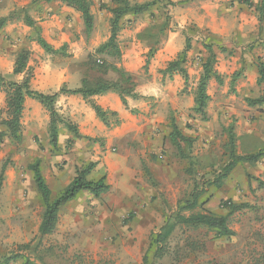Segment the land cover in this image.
<instances>
[{"label": "rangeland", "instance_id": "rangeland-1", "mask_svg": "<svg viewBox=\"0 0 264 264\" xmlns=\"http://www.w3.org/2000/svg\"><path fill=\"white\" fill-rule=\"evenodd\" d=\"M88 1L91 3L93 16L91 33L86 34L78 13L77 19L68 16L69 24L71 23V28L68 29L70 43L62 46L60 53L49 54L38 46L44 54L61 55L70 68L78 67L79 62L70 59L77 54H83L84 57L93 55L96 59H102L95 54V50L100 45L98 44L100 39L106 37L101 19L106 14L108 3L103 0ZM132 1L137 3L156 1L155 4L161 7L157 2L159 0ZM169 1L172 5H168L167 11L171 21L174 18L172 8L184 2ZM250 1H255L254 4L259 2ZM103 10L105 13L101 12ZM24 15H26L24 9H16L10 12L8 18L17 16L23 21ZM106 22L109 25V16ZM174 23L171 22L172 27ZM176 30L182 32L184 40L186 36L191 38L193 55L200 59L195 64L191 61V56L188 54L186 56L188 81L185 84L180 76V91L176 95L180 108L173 111L170 104L163 105L158 96H143L142 108L127 106L128 113L138 120L133 122L134 126L143 125L146 120H162V125L156 133L159 137L157 141L154 137L147 138L143 129L138 132L132 131L111 144H107L106 136L85 138L82 147L84 153L101 154L98 155V159H83L79 164L86 166L95 163L96 166L88 179L97 180L105 175L109 190L97 198L87 192H80L60 209L55 230L51 235L41 237L38 232L44 206L36 191L29 166L39 159L44 180L51 188L52 198L61 193L68 177L75 174L80 167L79 164L73 165L66 160V154L63 155L78 153L75 149H80L75 146L74 140L63 138L65 131L69 132L65 124L71 122L59 113L55 105L64 123L57 124L58 139L54 147L49 143L48 111L42 105L37 108L30 107L25 112L22 111L20 139L13 140L5 126V121L9 119L6 107L7 92L0 91V165L5 161L8 163L0 194V264H21L20 257H26L35 264H141L152 239L160 233L168 218L176 215L177 205L186 200L196 183L200 180L213 181L227 162V129H232L236 146L238 114L240 118L244 117L245 110L242 109L240 101L242 96L238 92L244 68H238L233 73L239 74L235 82H231L232 73L224 76L221 84L216 81L219 86H224L223 93L219 91L217 93L209 87L210 93L216 98L215 102H222L225 109L216 110L215 105L210 107L209 98L206 116L202 118L199 113L192 110L198 82L194 77L196 79L198 69L199 75L201 74L202 63L209 54L203 48L206 52L199 56L203 51L201 47L203 43L199 44L196 25L190 24ZM184 30L187 31L186 34L183 33ZM188 30L193 31V34ZM33 35L31 32L26 37L30 38ZM147 44L153 45L151 40H148ZM248 48L251 50V47ZM215 51H218L217 48ZM231 54L232 52L224 50L225 57ZM145 56L148 57V53L142 54L146 62ZM150 58L147 66H143L144 64L141 66L138 77L158 86L160 82L158 78L154 80L153 75L160 73L152 66ZM188 63L190 65L187 67ZM216 64L217 62L213 63V69ZM191 69L195 74H190ZM90 75L95 76L94 73ZM134 81L136 86L140 84L136 79ZM261 88L262 86L258 85L259 93L256 94L259 95L258 98L262 96ZM155 90L156 87L151 92L155 93ZM262 104L259 105L261 108L258 112L264 116V102ZM213 118L216 120L211 127L210 120ZM249 118L250 121L256 119L254 116ZM98 121L106 132L112 131L120 124H115L113 118H109V126H105L99 119ZM172 123H175L180 133L189 139V146L182 141L176 144L170 140ZM123 153H132V157H128L126 161L128 173L113 171L109 166L116 156H124ZM56 173L64 179L63 182L57 179L59 183L57 187L56 181L52 180L56 178ZM243 175L249 178L247 186L243 182ZM253 180V177L244 174L240 168L235 169L220 186L205 184L204 194L200 200L205 202L193 211L183 212L184 216L212 212L223 216L228 214V210L220 208L221 202L231 200L236 204L245 203L248 207L228 216L233 236L215 239L214 234L206 228L176 224L171 234L169 249L174 252L178 247L179 253L177 255L173 253L156 264H254L264 250V216L260 215L254 206L257 188L262 186ZM172 223L174 222L170 221V224ZM187 242L195 243L199 251L196 254H181L185 252L183 250ZM12 255L18 258L6 263L5 259ZM150 255L149 253L148 256Z\"/></svg>", "mask_w": 264, "mask_h": 264}, {"label": "crops", "instance_id": "crops-1", "mask_svg": "<svg viewBox=\"0 0 264 264\" xmlns=\"http://www.w3.org/2000/svg\"><path fill=\"white\" fill-rule=\"evenodd\" d=\"M103 1L108 3L107 7L109 8V4H111L110 0ZM129 1L133 2L132 0ZM16 9H24V13L31 18L34 25L40 31L41 37L54 50L60 49L65 44L69 45L68 29L71 28V23L69 24L68 16L72 17V19H77L79 18L78 12L60 1L0 0V19L8 17L10 12ZM101 12L105 13L104 10ZM163 12V9L154 5L140 17L134 18L132 15H125L122 18L120 21V31L117 36L118 47L121 51V58L120 62L117 63V67L133 75L136 82L140 83L135 89L136 93L144 97L158 96V100L163 105L170 104L171 109L174 111L180 108L178 98L176 97L180 91L181 84V78L178 74L172 75L171 78L168 75L165 77L162 74L153 75L154 80L158 78L160 82L158 86L149 80L138 77L141 66L145 65L142 54L149 52L148 38L145 36V31L150 29V25L156 24L158 30L163 26ZM171 13L173 14L174 21L168 22V28L164 32V36L160 35L158 38L159 42L155 55L150 58L154 68L164 70L168 63L173 61L178 53L184 49V37L181 36L182 32L176 30V28H184L190 24L196 25V33L199 34L198 38H200L199 44L202 45L203 43L201 46L203 51L199 56L206 52L203 49L204 45L210 44L216 56L217 64L215 65V71L222 79L230 73L233 74L238 68H244L243 76L239 80L238 92L242 96L240 99L241 107L245 111L242 118L238 114L239 118L238 122H236V126H238L235 132L236 154L238 156H247L262 151L263 155L256 162H242L235 169L240 168L244 174L246 173L253 177V181L262 186L257 188L258 194L256 193L257 198H254V206L257 207L259 214L264 216V116L258 112L261 108L259 105L263 104L255 101L256 97L258 98L259 96L256 95L259 93V89H257V79L259 76L256 61L258 57L264 60V50L262 49V44L264 43V25L262 28L259 27L254 7L239 4L235 0H194L188 3H179L172 8ZM152 14L154 17L151 16ZM107 16L109 18L111 16L108 11H106V14L101 19L104 24L103 28L106 31V37L100 39L98 44L104 43L109 37V25L106 22ZM171 22H175L174 27H172ZM31 32H34L33 28L27 26L17 16L7 19L4 26L0 28V74L7 76L12 73L18 50L25 47L30 51L27 69L30 68L31 78L29 84L33 91L44 95H51L63 86L72 90L80 88L84 72L78 67L70 68L61 55L44 54L33 39L29 40L26 37ZM189 32L193 34V31ZM183 33L186 34L187 31L184 30ZM205 40L207 42H204ZM248 47H251V50ZM215 48L218 51H215ZM220 48L225 49L227 52H232V54L225 57L224 52L220 51ZM189 52L188 55L191 56L192 62L194 61L196 64L197 61H200L199 58L193 55V50ZM84 58L83 54L70 57L75 62L84 60ZM146 59L147 57L145 56ZM188 65L190 64L188 63L186 66L188 67ZM199 71V69L196 71L197 77L196 79L194 77V80H198ZM190 74H195L193 69L190 70ZM23 77L24 74H19L13 76L12 79L15 82H20ZM155 87V93H152L151 91ZM209 87L217 93L218 91L223 93L224 86H219L215 79H211L208 82L206 91L210 98V107L215 105L216 110L223 111L225 109L223 108V103L215 102L216 98L213 97V93H210ZM260 90V95H262L263 88ZM251 99L255 100L252 101ZM189 103V106H191V102ZM91 104H95L104 111L114 112L118 117L119 126L112 131L106 132V129L96 118ZM39 105L40 103L36 100L26 97L24 99L23 112L30 107L37 108ZM127 106L129 108H142L143 101L141 99L132 100L127 98ZM56 107L61 115L67 117L74 124L80 135V137H74L72 133L66 131L63 134V138L74 140L76 142L75 146L80 148L75 149L78 153H63V155L66 154V160L72 162L73 165L78 166L79 161L83 159H98V155L101 154L84 153L85 151L82 150V147L85 138L106 136L107 144H111L113 141H119L126 137L132 131L136 130L138 132L143 129L147 138L154 137L156 141L159 139L156 133H158V129L162 125V120H146L143 125L134 126L133 122H137V118H133L128 113L118 95L113 92L92 96L88 99H83L80 95H60L57 99ZM234 113L236 114V111ZM248 116H254L256 119L250 121ZM215 120L214 118L210 120L211 127L215 123ZM34 124L35 122L33 121ZM193 138L195 139L196 137ZM139 154L137 155L139 156ZM123 155L116 156L112 160L109 166L113 171L118 170L120 173H128L126 161L128 157H132V153H123ZM44 159L46 160V158ZM101 165L103 167V164ZM74 176L75 174L68 177L62 190L71 182ZM243 176V182L247 186L249 178L246 175ZM57 179L59 182L64 181L61 175L56 173V178L52 179L54 182L56 181L55 187L59 185ZM46 185L51 191L48 182H46ZM212 214L215 213L212 212Z\"/></svg>", "mask_w": 264, "mask_h": 264}, {"label": "trees", "instance_id": "trees-1", "mask_svg": "<svg viewBox=\"0 0 264 264\" xmlns=\"http://www.w3.org/2000/svg\"><path fill=\"white\" fill-rule=\"evenodd\" d=\"M49 1H60L67 7L72 8L80 14L83 21L84 30L86 34L91 33L93 30V16L91 14V3L88 0H45ZM194 0H183L182 2L188 3ZM239 4H244L248 7H254L257 21L259 27L262 28L264 25V0H259L258 3H253L250 0H235ZM111 6L106 10L111 14L109 18V37L108 39L100 44L96 50L95 54L99 55L102 59H96L93 55H87L84 60L79 61L78 68L84 72V78L81 81V86L78 89H67L65 86L61 87L57 92L51 95H44L42 93L33 91L30 88V78L31 72L30 68L27 69V63L30 55V51L22 47L18 50L15 58V63L13 71L10 75L2 76L0 74V91L7 92L6 107L9 119L5 121V126L9 132L10 137L13 140H19V126L20 119L23 111L24 99L29 97L36 100L40 105H42L49 113L50 123L48 126V134L50 138V145L56 146L58 139V123H64L61 115L56 111L55 105L57 99L60 95H80L83 99H88L92 96L102 95L107 92H113L118 95L122 105L127 109V98L132 100L143 99V96L135 92L136 83L134 81V76L125 72L122 68L117 67V63L120 62L121 51L118 47L117 36L120 31V21L125 15H132L134 18L140 17L144 12L148 11L152 6L156 5V1L145 2V3H132L129 0H110ZM161 4V9H163L164 24L162 27L157 29L156 25H150V29L145 31V36L147 40H151L153 45L149 46V52L147 61L144 66H147L149 58L152 57L158 46L159 36H164V32L168 28L169 14L168 5H172L169 0H159L157 1ZM158 5V4H157ZM154 17V15H151ZM10 18V17H9ZM8 17L0 19V28L4 26ZM23 22L33 28V36L29 40H34L36 44L49 54H58L60 49L54 50L46 41L41 37L40 31L34 25L31 18L26 14L23 17ZM153 29H157L152 32ZM204 48L208 52V57L204 59L202 63V71L199 75L198 82L194 94V106L192 110L195 113H199L202 118L206 116V108L209 100L207 95L208 82L211 79H215L219 84L222 83V78L217 74L215 69H213V63L216 62V57L213 49L210 45H204ZM262 49L264 50V43L262 44ZM191 50V38L186 36L184 49L178 53L176 58L169 62L164 70H159V73L165 77L168 75L170 78L174 74L182 76L184 83L188 81V73L186 71V56ZM225 49L220 48V51L224 52ZM226 51V50H225ZM97 60H102L101 64L97 63ZM256 66L258 70L257 84L261 85L263 88V94L260 98L256 99L257 103L264 102V60L258 58L256 61ZM95 74L91 76L90 74ZM24 74L23 79L20 82H15L12 77ZM239 74L235 73L232 75L231 82H235ZM252 103V101H250ZM92 109L96 117L105 125L109 126V118H113L115 124H119L117 115L114 112H108L102 110L95 104H91ZM67 130L74 135V137H80L76 127L71 123L65 124ZM228 141H227V162L221 167L220 171L216 174L215 178L211 182H205L200 180L196 183L191 193L188 195L186 200L180 202L177 205L176 215L174 217L168 218L166 223L162 226V230L156 237L150 242L147 254L142 257L141 264H156L157 261L164 259L165 257L172 256V254H178L179 248L172 252L170 247L171 234L173 232L174 226L177 225H187L192 228L203 227L211 231L214 234L215 239L229 238L233 236L234 232L229 228L228 216L234 212L240 211L248 207L245 203H232L231 201H223L220 204L221 209L228 210L227 215H215L212 213H197L184 216L183 212L193 211L197 207L201 206L204 202H200L202 195L204 194V186H220L227 178V176L236 168V166L242 162L254 163L263 155L262 151L255 154L247 156H238L236 154L235 146V135L231 128L227 129ZM170 140L173 143L178 144L182 141L186 146L190 145L188 138L184 137L177 125L172 123ZM7 161L0 165V194L3 188V182L5 177V172L7 169ZM95 163H89L86 166H80L75 171V176L71 182L59 193L56 197L52 198L51 192L46 185L43 178L40 160H35L30 166L29 170L32 174V179L39 194L41 201L43 203L44 209L41 217V222L39 225V235L41 237L51 235L56 227L58 220V213L60 209L71 202L80 192H87L91 196L97 198L101 195L107 193L109 186L106 184L105 175L101 176L97 180L88 179L95 168ZM170 221L174 222L170 224ZM170 224V225H169ZM172 228H171V227ZM175 248V247H174ZM181 250V249H180ZM181 254H196L199 251V247L193 242H187L185 244L184 250ZM151 254L148 256V254ZM18 257L15 255L9 256L5 259L6 263L16 260ZM22 259L21 264H35L26 257H20ZM254 264H264V250L260 253L258 259L255 260Z\"/></svg>", "mask_w": 264, "mask_h": 264}, {"label": "built area", "instance_id": "built-area-1", "mask_svg": "<svg viewBox=\"0 0 264 264\" xmlns=\"http://www.w3.org/2000/svg\"><path fill=\"white\" fill-rule=\"evenodd\" d=\"M97 63L101 64V61L100 60H97Z\"/></svg>", "mask_w": 264, "mask_h": 264}]
</instances>
